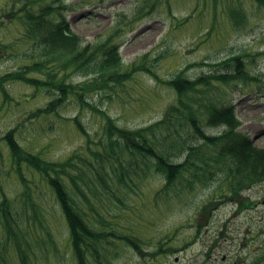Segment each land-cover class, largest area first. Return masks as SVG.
I'll return each mask as SVG.
<instances>
[{"label":"rangeland","instance_id":"374dc122","mask_svg":"<svg viewBox=\"0 0 264 264\" xmlns=\"http://www.w3.org/2000/svg\"><path fill=\"white\" fill-rule=\"evenodd\" d=\"M29 1L0 0V76L14 74L32 61L29 55L34 39L22 15L24 7L31 6ZM47 2L58 6L53 21L49 18V29L65 17L86 43L113 36L120 44L122 69L142 63L157 74L158 78L150 70H140L123 84L101 89L94 88L101 80L98 76H85L73 67L58 70L56 79L66 74V81L86 83L87 101L130 129L164 117L177 99L175 89L164 81L178 72L195 79L214 70L216 62L233 55L245 57L256 80L219 82L203 97L234 104L241 121L239 129L264 147V4L256 0H31L34 11ZM153 4L155 8L148 14ZM43 71L40 67L29 74L42 77ZM7 89L9 101L0 91V201L5 194L18 212L15 216L21 217L24 233L19 238L28 246L34 264H78L52 189L26 165L24 175L30 180L24 187L3 137L15 128L23 147L46 159L62 161L86 145V136L73 118L78 117L81 129L98 143L106 141V120L90 105L72 99L56 101L59 91L55 88L49 93L20 79L9 80ZM203 128L209 134L222 131L207 123ZM196 139L190 127L176 123L159 147L171 151L174 160L183 161L187 150L180 151L181 146ZM208 149L209 145L203 148ZM132 167L115 163L100 167L101 172L106 169L110 174L102 173L103 179L94 174L89 188L80 182L88 199L69 181L67 189L84 219L94 224V231L106 234L97 242L99 260L88 252V264H264V183L242 188L235 200L227 191L217 189L218 179L206 184L195 180L193 185L188 179L192 173L185 172L164 190L166 180L154 166L145 168L143 160L136 159ZM122 168L127 173L122 176L125 181L119 177ZM4 235L0 225V242H8L5 258L10 264H20L13 238L8 241ZM125 237L135 240L141 249ZM160 242L163 248L177 250L156 253Z\"/></svg>","mask_w":264,"mask_h":264},{"label":"trees","instance_id":"16d2710c","mask_svg":"<svg viewBox=\"0 0 264 264\" xmlns=\"http://www.w3.org/2000/svg\"><path fill=\"white\" fill-rule=\"evenodd\" d=\"M256 1L260 5L264 4V0ZM29 3L31 6L24 7L22 15L27 18L26 26L30 38L34 39L31 45L32 54L29 55L32 61L23 65L21 69L13 71L14 74L6 73L0 76V91L4 100H11L7 89L9 80L21 79L33 87L45 88L49 93L55 88L59 91V97L55 98L56 101L72 99L80 105L81 103L90 105L106 120L104 125L106 141L98 143L91 139L90 132L84 128L81 129L79 118H73L86 136V145L62 161L46 159L23 147L17 139L15 128L10 129L3 137L10 148L12 166L21 178L24 187L29 186L28 181L30 180L24 175L23 165H26V167H32L31 169L39 174L52 189L66 219L78 264H88V252L92 253L97 261L99 260L100 251L97 242L104 240L106 234L94 231L92 228L94 224L90 225L84 219L80 205L75 202V197L70 194L67 186L71 181V185L78 188L81 195L88 199L86 193L81 191L83 187L80 182L84 181L85 186L89 188L93 184L94 174L99 179H103L102 173L110 174V170L106 169H103L105 172H101L100 167L106 165L112 167L115 163L120 167L127 164L133 168L132 163L136 159L138 162L143 160L145 168L149 169L152 165L155 171L163 175L166 180L164 190L173 186L183 173L190 172L192 173V178H188L190 184L194 185L195 180L206 184L211 179H218L217 189L222 192L227 191L235 200L239 197L242 188L264 183V147L256 145L245 132L239 129L241 121L236 114L235 105L220 104L203 97L207 89L209 90L219 82L250 83L256 80L247 68L245 57L233 55L216 62L213 65L214 70L208 74H201L195 79L184 76L183 71L178 72L169 80L164 81L177 92L176 101L168 107L164 117L145 127L130 129L118 125L114 117L87 101L86 83L73 84L66 81V74L57 79L56 75L58 70L66 71L69 67H73L74 71H79L85 76L92 74L100 77L101 80L97 81L94 88L105 89L112 87V84H123L124 80L137 71L150 70L153 72L152 69L142 63H133L130 68L122 69L120 44L115 43L113 36L86 43L71 28L65 17L60 18L55 28L49 29V18L53 21L52 13L56 8L58 9V6L54 7L47 2L44 5L38 4L41 6L34 11L31 0ZM154 5L148 9V14L154 10ZM40 67L44 68L45 75L42 77L29 74L32 70L40 71ZM152 74L158 78L156 73ZM176 123H179L181 128L190 127L197 137L195 143L181 146L180 151L187 150L183 161L174 160L175 155L171 151L159 147L173 133V126ZM204 123L221 127L222 131L209 134L203 128ZM92 143L97 147L94 148ZM205 145H209L210 149L204 151ZM191 158L193 161L190 160ZM113 170H115L114 167ZM125 173V169L122 168V174L119 176L122 180H124L122 176L125 177L127 174ZM135 173L137 174V171ZM237 200L242 202V198ZM0 212V225L5 232L3 237L8 241L13 238L12 243L19 256V263L34 264L35 260L32 259L27 249L28 246H24L25 243L19 238L24 233L19 223L22 219L19 215H17L19 219L15 216L18 212L12 209L10 200L5 194L0 201ZM125 240L137 249H141L135 240L129 237H125ZM5 244L8 242H0V264H10L4 255L7 248ZM162 245L163 242H160L156 253L177 250L174 248L168 250ZM100 264L103 263L100 262Z\"/></svg>","mask_w":264,"mask_h":264}]
</instances>
